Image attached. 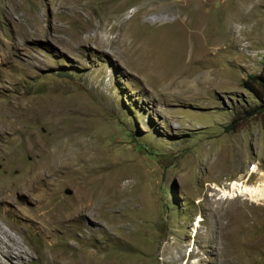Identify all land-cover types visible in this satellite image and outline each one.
<instances>
[{
    "label": "rangeland",
    "instance_id": "rangeland-1",
    "mask_svg": "<svg viewBox=\"0 0 264 264\" xmlns=\"http://www.w3.org/2000/svg\"><path fill=\"white\" fill-rule=\"evenodd\" d=\"M152 1L21 0L9 21L0 0V31L7 32L0 38L24 66L22 77H0V106L54 113L37 114L30 124L50 150L41 180L52 167L61 171L46 193L38 188L29 197L73 213L86 192L87 214L57 235L45 233L25 197L15 194L13 204L0 203V264H78L77 257L82 264H264V203L217 190L237 181L259 186L264 174V112L243 88L264 69V0H166L165 11L130 20L159 4ZM114 6L123 16L100 26ZM195 15L207 17V43L186 42L176 86L154 92L131 64L143 63L140 50L146 58L156 53L152 46L164 31L180 25L195 32ZM31 16L46 33L24 41L20 24ZM131 22L136 31L124 44L132 42L134 59L109 32ZM65 25L93 40L67 42L68 35L56 34ZM63 131L79 150L53 140ZM78 155L83 171L67 173ZM30 163L25 159V169ZM5 170L0 161V189L24 176L22 168ZM82 239L87 245L80 249Z\"/></svg>",
    "mask_w": 264,
    "mask_h": 264
},
{
    "label": "bare ground",
    "instance_id": "bare-ground-1",
    "mask_svg": "<svg viewBox=\"0 0 264 264\" xmlns=\"http://www.w3.org/2000/svg\"><path fill=\"white\" fill-rule=\"evenodd\" d=\"M156 1L159 4L157 6H154V9L144 10L143 8H140L139 10H134L135 12L130 17V20L138 18L140 14L148 13L151 11H165L164 2H166V0ZM156 1H152L151 3H156ZM1 2L5 7L4 17L6 20L9 21L11 20L13 12L20 10L22 6L21 0H1ZM182 8H185V6H182ZM110 11L111 13L103 18V21H101L100 26L105 27L107 26V24H111V21L113 19H120L123 16L121 6H114L113 9H111ZM69 17L70 19L72 17L75 18L73 14ZM195 18L197 20L195 23L196 26L194 27V29L196 30L195 32L190 34V32L192 31L187 30L186 28H183L180 25H176L172 31L167 30L160 34V37L156 40L155 45L152 46L156 53H154L153 55L148 54V57L146 58L145 54L142 52V50H140L138 54V59L140 62L143 63L138 62L131 64L132 70L138 71L140 75L144 78L146 84L151 87L154 92H156L157 90L170 91L173 87L176 86V78L179 72L182 70L181 68L184 64L183 58L185 59V56L187 54V52L185 51L187 47L186 42H191L195 44V46L201 42H204V45L207 43L208 38L206 39L205 35L208 32H212L210 29H207L204 25L207 17H204L203 15H197ZM158 22L159 21L156 20L155 24ZM124 26L125 23L121 26L114 25L109 30L110 34H114V37L111 39L112 42L117 44H121L122 42L124 44V42H127V38H132L133 30L136 31L137 25H135L134 22L128 23V26H126L124 31H122ZM69 29L66 25L57 26L56 34H58V32H61V34L68 35L69 39L67 42L74 44L75 46H81V43L87 44L89 41L93 40V38L89 36H87L86 39H82L79 34H71ZM20 30L24 41H26L27 39H36L46 33V30L41 26V20L36 16L28 17V21L26 24H20ZM81 30L83 32L86 29L83 28ZM192 34H195V36L191 37ZM0 35L6 36L7 32L1 30ZM152 40L153 39H149L148 44L151 45ZM213 43L214 41H211L210 45L212 46ZM129 44L130 45H128V47L125 44L121 47L124 48V51L129 52L130 57L134 59L136 57V52L132 50V42H130ZM10 48V42L0 38V77L2 78L1 80H3L4 82L9 81L14 76L22 77L24 73L23 63L20 60L14 62ZM145 60L146 62H144ZM37 114L39 116L43 114L44 116L50 117L54 113H52L50 109L48 110L46 108L44 109V111H42V109H39V111L26 109L25 112H22L18 108H8L6 106H0V161L6 168L5 172L7 171L10 173L13 168H22L24 170V176L21 179H17L14 182H9L4 189H0V203L13 204V198L15 194H18V196L21 197H25V200L27 201L26 203L31 206L32 211L34 213V218L36 219L37 223L40 225L42 230L45 233L52 232L56 234L59 229L64 230L69 228L74 220L78 221L82 218L85 219V217L87 216L84 207L86 202V192L85 195H82L78 199L77 205L75 206V210L73 213H71L70 210L61 211L60 209L56 208L52 209L50 201H45L43 197H34L33 199L29 197V191L36 192L35 189L38 188L39 191L41 189L43 193H46L47 190L52 186V183L55 182L54 177L58 176L59 171H61L55 167H52L48 179L41 180L42 174L39 171V167L50 157V150L45 149L44 147L39 145L38 139L34 134V126L33 124H30V121L33 120V118ZM53 132L54 134H57L56 130H54ZM68 134L69 132H58V135L55 136L53 140H61L62 143H65L66 145L70 146L72 150H79L82 145L80 143L77 145L75 144V147L73 149L71 144L72 142H70L69 140V138L71 137L67 136ZM78 156L81 157L77 159ZM78 156L77 158L73 159V162H71L67 173H78V171H80V169L85 166H82L84 159L81 158H83V155ZM25 159H30L31 161L30 166L27 169H25L24 165ZM256 166L257 169H255L253 173L257 172L258 170V165ZM8 175L7 177H9ZM83 179L84 177L81 180ZM228 186H230V190L228 191H225L224 189H217L219 192L221 191L224 194L228 195L225 196V198L227 199L233 200L235 198H238L239 196H245L251 202H261V204L262 202L264 203V200L262 199L263 197L261 196L262 194L260 195L259 189L260 187L264 188V174L261 175V178L259 180V186H251L248 185L246 182L239 181L234 182ZM46 221L51 222L49 225H47V228L45 226ZM200 222H202V217H199L197 219V224H195L194 226L195 229L200 226ZM82 240L83 245H81L80 249H82V246L84 248L85 245H87L86 240ZM262 242L263 241H259L258 243H255V245L261 246ZM249 247L251 246L249 245ZM251 250L252 249L249 248L248 251L253 252ZM257 255L258 257L261 256L260 250L258 251V253L256 252V256ZM4 256L7 257L6 259H11L10 252H5ZM71 258L75 259L74 255H72ZM77 260L78 264H82L80 257H77L76 261ZM55 262L57 263L56 259L50 260L49 262L42 261V264H55Z\"/></svg>",
    "mask_w": 264,
    "mask_h": 264
},
{
    "label": "trees",
    "instance_id": "trees-1",
    "mask_svg": "<svg viewBox=\"0 0 264 264\" xmlns=\"http://www.w3.org/2000/svg\"><path fill=\"white\" fill-rule=\"evenodd\" d=\"M243 88L260 101V111L264 112V69L259 75L248 76L243 83Z\"/></svg>",
    "mask_w": 264,
    "mask_h": 264
},
{
    "label": "built area",
    "instance_id": "built-area-1",
    "mask_svg": "<svg viewBox=\"0 0 264 264\" xmlns=\"http://www.w3.org/2000/svg\"><path fill=\"white\" fill-rule=\"evenodd\" d=\"M255 169H257V166L256 165H253L252 168L250 169L251 172H254Z\"/></svg>",
    "mask_w": 264,
    "mask_h": 264
},
{
    "label": "water",
    "instance_id": "water-1",
    "mask_svg": "<svg viewBox=\"0 0 264 264\" xmlns=\"http://www.w3.org/2000/svg\"><path fill=\"white\" fill-rule=\"evenodd\" d=\"M67 194H68V195H71V194H72V192H71V191H67Z\"/></svg>",
    "mask_w": 264,
    "mask_h": 264
}]
</instances>
